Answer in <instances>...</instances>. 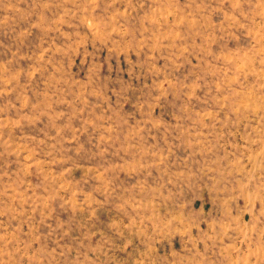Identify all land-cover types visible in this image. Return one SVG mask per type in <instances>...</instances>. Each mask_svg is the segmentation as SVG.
<instances>
[{
  "label": "rangeland",
  "instance_id": "1",
  "mask_svg": "<svg viewBox=\"0 0 264 264\" xmlns=\"http://www.w3.org/2000/svg\"><path fill=\"white\" fill-rule=\"evenodd\" d=\"M0 264H264V0H0Z\"/></svg>",
  "mask_w": 264,
  "mask_h": 264
}]
</instances>
